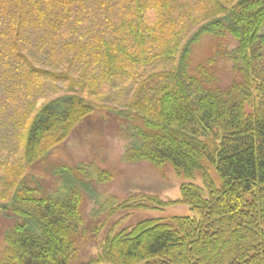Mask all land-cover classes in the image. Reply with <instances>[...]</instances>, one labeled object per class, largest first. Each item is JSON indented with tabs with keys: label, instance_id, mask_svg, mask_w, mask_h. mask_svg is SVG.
Here are the masks:
<instances>
[{
	"label": "trees",
	"instance_id": "obj_1",
	"mask_svg": "<svg viewBox=\"0 0 264 264\" xmlns=\"http://www.w3.org/2000/svg\"><path fill=\"white\" fill-rule=\"evenodd\" d=\"M123 85L119 164L168 170L173 200L127 168L54 160ZM25 101L0 159V264H264V0H0V102ZM60 172L63 196L45 185ZM175 205L188 213L136 216Z\"/></svg>",
	"mask_w": 264,
	"mask_h": 264
},
{
	"label": "rangeland",
	"instance_id": "obj_2",
	"mask_svg": "<svg viewBox=\"0 0 264 264\" xmlns=\"http://www.w3.org/2000/svg\"><path fill=\"white\" fill-rule=\"evenodd\" d=\"M207 54V46L202 44L200 47H197V50H195L193 58L194 60H200L203 56H207ZM224 79H226V77H224ZM45 83L46 84L42 89V94L47 96V98L54 97V89L58 85L49 80ZM123 87L124 85L120 86L119 89H116V87L111 89L110 96L113 101L103 100L105 104H94V106L97 107L95 113L83 122L76 131H74L73 135L70 136L65 145L58 148L55 152L56 155L54 156V160H65V162H71L74 159H76V161L91 162L95 160L99 166L103 165L106 167L108 166L109 168L111 166L113 172L125 171V168H127L131 177L128 176L129 178H132V182L137 181V179L143 182V190L155 191L160 189L161 197L164 200H173L178 195L179 188L184 183L183 180L176 178L173 174H170L168 170H165V174L163 173V175L157 173L146 164H140L139 167H131V165L124 166L122 163V165L119 164L124 151L125 141L119 135V119L113 115V112L114 110H121L119 104H117L118 100H121V93L125 98L130 94V92H125L124 90L126 87H124V89ZM25 104H27V101L21 104H1L0 102V159L8 156L9 159L11 158L10 160H14L12 153L16 151V148L19 145V124L22 123L20 122L21 118L25 116L24 111L27 108ZM28 105L29 104H27V106ZM4 107H7V110ZM107 109L109 111L111 110V112ZM113 117H116V119ZM121 167L124 168L121 169ZM64 174L65 173L60 172L57 173L55 177L48 176L45 179V185L53 190L57 189L58 196H63L70 185L68 175ZM90 179L95 181L94 174H91ZM196 183L200 184L199 182ZM122 184L123 180L120 181V184L115 185L113 189L110 187L102 188L94 185V190L90 194L92 205H90L87 200L85 202L86 212L89 213L92 208V211L94 210L96 215H103L112 204L109 197L111 193L119 194L118 192L120 189H129V185L125 184L124 186H121ZM89 189L91 190V186ZM187 213L188 211L184 206L175 205L167 207L159 212L150 211L138 213L136 216L140 218H168L171 215ZM9 225L10 223L7 220L0 217V229ZM92 251L93 250L91 249L87 252L84 251L82 255L83 259L88 257Z\"/></svg>",
	"mask_w": 264,
	"mask_h": 264
}]
</instances>
